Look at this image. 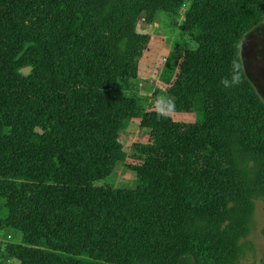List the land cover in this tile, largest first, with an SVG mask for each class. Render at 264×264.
<instances>
[{
    "label": "trees",
    "instance_id": "16d2710c",
    "mask_svg": "<svg viewBox=\"0 0 264 264\" xmlns=\"http://www.w3.org/2000/svg\"><path fill=\"white\" fill-rule=\"evenodd\" d=\"M160 11L197 47L157 111L117 88ZM263 22L264 0H0V232L21 237L0 264H232L264 202V103L239 57ZM134 121L148 139L127 153Z\"/></svg>",
    "mask_w": 264,
    "mask_h": 264
},
{
    "label": "rangeland",
    "instance_id": "374dc122",
    "mask_svg": "<svg viewBox=\"0 0 264 264\" xmlns=\"http://www.w3.org/2000/svg\"><path fill=\"white\" fill-rule=\"evenodd\" d=\"M186 6H183V10ZM181 18L164 12H156L150 23L141 20L137 32L149 37V45L141 62L136 80L118 86L117 90L132 98L152 100L153 109L160 111V102L155 97L158 90L169 82L174 67L185 52H193L196 44L188 32L181 28ZM239 57L245 76L264 103V22L247 32L240 40ZM27 72V71H25ZM175 122L192 123L193 115L170 114ZM148 131L141 129L139 121L120 133L123 150L129 152L134 143H144ZM131 177L130 172H118L115 182L121 184ZM11 236V238H10ZM0 232V241L19 242V234ZM238 256L232 264H264V202L254 201L251 213L244 218L238 229L236 241Z\"/></svg>",
    "mask_w": 264,
    "mask_h": 264
},
{
    "label": "clouds",
    "instance_id": "9594fccd",
    "mask_svg": "<svg viewBox=\"0 0 264 264\" xmlns=\"http://www.w3.org/2000/svg\"><path fill=\"white\" fill-rule=\"evenodd\" d=\"M239 82V77L238 76H233V83H238ZM222 83L227 87L228 85V81L227 80H223Z\"/></svg>",
    "mask_w": 264,
    "mask_h": 264
}]
</instances>
